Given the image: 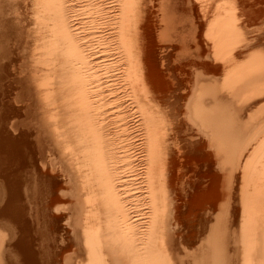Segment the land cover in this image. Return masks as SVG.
<instances>
[{
	"label": "bare ground",
	"instance_id": "obj_1",
	"mask_svg": "<svg viewBox=\"0 0 264 264\" xmlns=\"http://www.w3.org/2000/svg\"><path fill=\"white\" fill-rule=\"evenodd\" d=\"M0 264H264V0H0Z\"/></svg>",
	"mask_w": 264,
	"mask_h": 264
},
{
	"label": "rangeland",
	"instance_id": "obj_2",
	"mask_svg": "<svg viewBox=\"0 0 264 264\" xmlns=\"http://www.w3.org/2000/svg\"><path fill=\"white\" fill-rule=\"evenodd\" d=\"M253 49H254V48H253ZM253 49H252V50H253Z\"/></svg>",
	"mask_w": 264,
	"mask_h": 264
}]
</instances>
